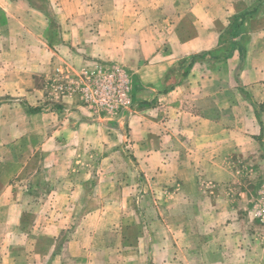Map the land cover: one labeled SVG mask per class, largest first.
I'll return each instance as SVG.
<instances>
[{
  "label": "crops",
  "instance_id": "0c3cea01",
  "mask_svg": "<svg viewBox=\"0 0 264 264\" xmlns=\"http://www.w3.org/2000/svg\"><path fill=\"white\" fill-rule=\"evenodd\" d=\"M62 1L63 26L75 17V22L67 28L72 32L66 35V39L76 44L80 38L73 35V29L87 23V17L81 16L85 2ZM168 1L163 0L156 10L139 3L141 11H150L155 20L162 19L163 23L153 25L143 21L138 25L128 21L129 28L125 26L123 31L124 40L132 37L135 49L126 51L123 47L124 53L121 51L115 56H130L137 64L136 72L141 80L140 89L133 92V102L139 98L146 102H137L135 109L118 117L122 111L119 110L117 116L110 118L84 109L80 96L76 94L64 96L63 107L67 115L63 113V147L45 150L44 180L59 187L55 193V201L63 203V216L59 215V218L76 219L77 213L71 209L72 214L68 215L69 208L65 207H70L76 196L81 198L78 191L85 186L75 176L73 168L81 149L78 145L89 142L95 145L93 149L115 154L120 149L112 145L128 142L130 144L125 143L127 147H123L131 150L126 158L123 157L126 174L117 178L105 172L97 183L99 190L113 186L122 187L126 192L135 184L140 186L136 170L150 177L148 182L155 190L177 183L187 184V202L199 206L198 210L191 212L190 218L202 219L209 228L217 229L215 235L219 236L205 244V249L219 251V260L205 259L203 264H264V231L256 227L245 208H237L235 203L240 198L219 196V187L237 185L233 181H238L241 174L252 169L255 156L264 155V0H178L180 3L176 5L175 0ZM0 9L9 13L18 9L26 14L31 6L29 0H0ZM166 17L172 22L169 34L160 30ZM111 21L108 20L113 24ZM107 24L105 22L102 26ZM33 36V50L28 53L13 54L0 43V97L12 96L0 104V166L18 160L17 168H13L17 172L3 185L6 189L0 183V264H147L148 256L154 252L152 239L147 240L152 234L140 238L135 253L124 252L119 259L115 258L118 254L110 256L106 253L114 249L106 250L95 242L98 232L89 228V224L99 219L101 211L98 208L81 217L83 222L77 228L82 234L80 240L75 239L63 247L55 244L42 254L34 243L19 247L14 242L23 231V212L19 210L11 216L9 209L22 205L19 204L21 200L12 202L15 189H23L25 197L30 196V188L36 187V182L23 184V181L12 180L27 165L20 168L21 154L15 145L22 137L35 135L36 117L46 120L45 116H50L47 113L45 116L44 113L30 115L22 103L24 100L31 106L36 102L45 103L46 89L37 87L36 83L41 76L47 79L52 76L50 60L46 61L52 59L49 51L34 49L40 42L36 34ZM101 36L107 38L106 32L103 31ZM99 46L93 57L107 59L115 53L110 51L107 41L100 42ZM24 54L32 57L26 86L19 79L20 73L14 69L11 75L15 77L3 75L9 58ZM72 56L79 58L73 49L63 50V69L68 67ZM191 60L193 65L190 68L189 65L185 69L181 66ZM36 66L43 72L37 74ZM175 73L179 78L173 77ZM21 96L23 99L19 98ZM25 127L27 130L21 131ZM154 140H157L156 147L151 144ZM102 144L110 146L99 148ZM31 156L32 152L28 161ZM26 188L29 189L25 191ZM241 194L242 197L250 195V191L242 189ZM226 201L231 205L225 206ZM5 216L12 217L8 223L11 226L9 235L5 233L8 225ZM67 228L65 222L63 226L61 223L49 226L47 229L54 233L47 235L58 238ZM204 228V233L212 232L208 227ZM130 249V246L125 247V251ZM180 249L178 245L175 251ZM187 251L191 264H200L192 255L198 249L188 246ZM182 261L185 259L178 256L171 262L180 264Z\"/></svg>",
  "mask_w": 264,
  "mask_h": 264
},
{
  "label": "rangeland",
  "instance_id": "374dc122",
  "mask_svg": "<svg viewBox=\"0 0 264 264\" xmlns=\"http://www.w3.org/2000/svg\"><path fill=\"white\" fill-rule=\"evenodd\" d=\"M29 1L31 10L26 11V14L22 10L18 12V9L14 12L10 11V13L0 9V24H2L0 26V43L9 52L15 54L16 52L28 53V51H32L35 40L33 34H36V39H39L40 43H37L34 49L48 50L52 58L46 59L47 62L50 60L52 76L48 79L41 76L40 81L36 83L37 87H45L46 102H36V105L33 106L28 105L26 100L22 102L28 114L44 113L45 116L47 113L50 116H45L46 120L43 117H36L38 119L35 135H26L19 140V144L15 145L21 154L20 168L24 167L26 163L27 165L12 180L23 181V184L36 182V187L30 188V196L25 197H23V189L19 187L15 189V199L12 202L16 203L14 201L21 200L19 204L23 205L24 210L22 205L19 208L9 207L11 216L17 214L19 210L23 212L21 221L23 231L14 242L19 247H26L34 243L39 253L42 254L55 244L63 247L75 239L80 240L82 234L78 233L77 228H80L83 222L81 217L89 210L98 208L101 211L100 217L90 223L89 228L96 229L98 232L95 242L101 244L106 250L114 249L106 251L110 256L118 254L115 258L119 259L122 258L124 252L135 253L140 238L144 234H152L147 237V240L152 239L150 242L153 244L154 252L148 256L147 264H172L171 261L177 260L178 256L185 259L180 264H191L188 260V246L191 249H198L192 254L196 256L193 258L197 263L203 264L205 259L219 260V251L205 249L207 242L215 241L214 236H216L217 229L209 228L200 218H190L191 212L198 210L199 206L194 202H187L189 187L186 183L184 184L187 186L177 183L175 186L167 185L155 190L148 182L150 177H146L143 172L136 170V179L139 180L140 186L135 184L132 189L128 188L126 192L122 187L113 186L99 190L97 183L103 178L105 172H110L117 178L126 174L123 157L126 158L131 152V150L124 149L130 144L128 142H125L127 146L125 143L111 144L120 149L119 152L115 151V154L93 149L95 145L89 142L78 145L81 149L73 163V168L75 176L81 179L85 186L79 188L78 194L81 198L77 199L76 196L74 201L70 202V207L68 205L65 207L69 208L68 215L72 214L71 209L77 213L76 219L59 218V215L63 216V203L55 201V193L59 187L44 180L45 150L63 147V113L67 115L65 107H63L64 96L76 94L80 96L84 109H89L97 116H109L110 118L117 116L116 113L119 110L122 111L118 117L129 109H135V106L139 104L137 102H146L142 101V98H139L136 103L133 102V92L140 89L139 81L141 80L140 75L136 72L137 64L130 56L126 58L123 57V54L119 57L115 56H118L121 51L123 52V47L126 51L135 49L136 43L132 37L124 40L123 31L125 26L127 29L129 28L128 21L138 25L143 21L153 25L163 23L162 19L155 20L150 11H141L139 3L147 4L148 9L156 10L161 7L160 4L163 0H83L85 9L83 12L81 11V16L84 14L87 17V23L85 22L81 28L73 29V35L80 38L76 44L66 39V35L72 32L67 28L72 22H75V17L71 23L63 26V17L60 15L63 1L62 3L61 0ZM172 1L174 0L168 2ZM177 1L175 0V5L180 3ZM167 19V17L164 19L166 22L160 29L164 34L165 32L169 34L172 25V22ZM108 20H112L111 22L114 23L111 24ZM105 22L108 23L106 27L102 26ZM103 31L106 32L107 38L101 36ZM106 41L110 51L115 53H112L113 55L107 59L93 57L100 49L99 43ZM71 49L79 54V58L77 60L76 56H72L69 59L68 67L63 69V50ZM106 54L108 53L106 52ZM31 61L32 57L26 54L24 56L12 55L8 63L5 64L7 67L3 72L4 77H15L16 75H11L14 69L15 72L20 73L19 79L24 81L25 85L23 86H26L28 82L26 80L27 70L31 67ZM83 62L85 63L81 65ZM185 68L186 66H184ZM36 72L40 74L43 71L37 67ZM173 77L176 79L179 78V75L175 73ZM147 78H151V76H147ZM44 80L46 81L43 83ZM120 92L123 97L125 96V102H120L122 99ZM23 93L25 92H19V94ZM11 97V95L0 97V104L5 103ZM19 98L23 99V96ZM101 99L106 101L112 99V101L108 102V105H104L100 103ZM81 104L79 103V106ZM31 109H39L40 112L35 113ZM26 130V127L21 129L23 132ZM151 144L156 147L157 140L152 141ZM104 146L108 147L110 144H102L98 147ZM31 152L33 156L28 161L27 158ZM17 161L14 160V162L0 166V183L4 189L6 186L3 185L17 172L13 170V168H17ZM233 182L238 184L233 187H219V196L240 198L239 202L235 203L237 208L239 210L245 208L250 218L256 223V227L264 231V155L255 156V160L252 161V169L245 171L243 175L239 176L238 181L235 179ZM242 183L246 186H243ZM27 189L29 188H26L25 191ZM242 189H248L250 195L245 194L242 197ZM51 194L53 196L49 197ZM125 198L128 200L125 201ZM224 204L225 206L231 205L227 201ZM59 207L62 210H57ZM11 219L12 217L9 219L6 217L4 221L8 224L11 223ZM63 222L68 228L58 238L48 237L47 234L54 232L47 228L58 223L63 226ZM9 227H11L10 224L7 225V228L5 227L6 235L11 233ZM204 227H208L212 232L204 233ZM218 237L216 236V239ZM178 245L182 249L176 252L175 248ZM126 246H130L131 249L125 251Z\"/></svg>",
  "mask_w": 264,
  "mask_h": 264
},
{
  "label": "trees",
  "instance_id": "16d2710c",
  "mask_svg": "<svg viewBox=\"0 0 264 264\" xmlns=\"http://www.w3.org/2000/svg\"><path fill=\"white\" fill-rule=\"evenodd\" d=\"M188 62L190 63V64H188V65H189L188 67L190 68V67L193 65V60L188 61ZM188 62L183 63L181 66H183V67L186 66V67H187V63H188ZM186 75H187L186 72H184V73H183V77H185ZM31 111H33V112H35V113L40 112L39 109H36V110H35V109H34V110L31 109Z\"/></svg>",
  "mask_w": 264,
  "mask_h": 264
},
{
  "label": "built area",
  "instance_id": "2783aa9c",
  "mask_svg": "<svg viewBox=\"0 0 264 264\" xmlns=\"http://www.w3.org/2000/svg\"><path fill=\"white\" fill-rule=\"evenodd\" d=\"M108 91H109V88H108ZM122 92H123V90H122ZM123 93H124V92H123ZM120 94H121V92H120ZM120 96H121V98H122L120 102H125V96L123 97L122 94H121ZM111 101H112V99H111V100H107V101H106L105 99H101V100H100V103H101V104H104V105H108V102H111ZM126 102H127V101H126Z\"/></svg>",
  "mask_w": 264,
  "mask_h": 264
}]
</instances>
